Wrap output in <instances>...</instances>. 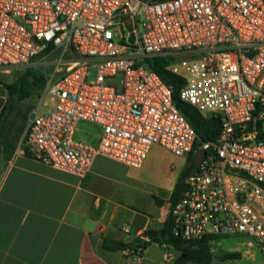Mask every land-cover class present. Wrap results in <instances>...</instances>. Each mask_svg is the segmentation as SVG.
Returning <instances> with one entry per match:
<instances>
[{"label": "built area", "instance_id": "built-area-1", "mask_svg": "<svg viewBox=\"0 0 264 264\" xmlns=\"http://www.w3.org/2000/svg\"><path fill=\"white\" fill-rule=\"evenodd\" d=\"M57 49L23 153L84 176L98 155L140 169L154 146L179 158L203 150L173 205L174 236H244L264 251V0H0V69ZM155 59L183 78L184 102L220 118L216 142L194 150L198 134ZM81 121L100 127L96 144L75 138ZM142 252L125 249L130 264Z\"/></svg>", "mask_w": 264, "mask_h": 264}, {"label": "crops", "instance_id": "crops-1", "mask_svg": "<svg viewBox=\"0 0 264 264\" xmlns=\"http://www.w3.org/2000/svg\"><path fill=\"white\" fill-rule=\"evenodd\" d=\"M28 69H0V264H130L125 249L106 246L111 243L142 246L133 264H174L179 254L166 251L163 239L177 201L172 202L174 193L184 185V173L190 175L195 154L179 158L154 146L140 169L98 155L90 172L80 176L23 153L26 127L22 123L20 136L9 139L8 121L22 101L30 115L47 84L23 100L12 95L9 86L20 79L16 74ZM159 232L163 236L157 244L151 234ZM244 238L242 257L221 264L243 258L264 264V251Z\"/></svg>", "mask_w": 264, "mask_h": 264}, {"label": "trees", "instance_id": "trees-1", "mask_svg": "<svg viewBox=\"0 0 264 264\" xmlns=\"http://www.w3.org/2000/svg\"><path fill=\"white\" fill-rule=\"evenodd\" d=\"M152 69L160 75L162 80L172 87L173 89V101L175 102L179 111L188 119L193 128L198 134V141L195 145L194 150H199L202 143L205 142H216L219 138L221 131V120L218 117L204 115L199 112L194 106L184 102L181 99V89L184 86L183 78L166 70L168 61L165 59H155L149 61ZM33 78V80L31 79ZM36 81V82H33ZM45 79L35 77L31 69H28L27 73L22 76L17 83L9 86L10 93L17 95L19 99L23 100L32 95L35 91L41 90L44 86ZM189 176V173H184L183 179ZM184 189V185L180 183L176 192L174 193L173 203L181 197V193ZM173 222L170 216V220L167 223L165 229V235L163 242L174 247L179 251V257L174 264H187L189 261H195L199 264H210L216 257L212 252L211 242L219 237L205 238L200 241L186 242L179 237L174 236ZM190 243L189 246H186ZM112 249H126L119 243H111L106 245ZM240 255L238 253H227L222 255L219 259L223 262L229 259H237Z\"/></svg>", "mask_w": 264, "mask_h": 264}, {"label": "rangeland", "instance_id": "rangeland-1", "mask_svg": "<svg viewBox=\"0 0 264 264\" xmlns=\"http://www.w3.org/2000/svg\"><path fill=\"white\" fill-rule=\"evenodd\" d=\"M61 56H62V50L57 49L51 54H49L46 58H41V59L38 58L40 60L37 62V64L34 67L31 68L32 74L37 78H44L45 80L50 79L55 73L56 61L60 60ZM26 73L27 72L17 73L16 77L21 78ZM96 76H97V71L92 70L89 79L95 80ZM31 79L33 80V78ZM35 98L36 97H32V99ZM20 104H21L20 109L15 111V113H13L11 119H9L7 124L9 131L8 134L6 133V136L9 137V139H12L16 135L17 137L20 136L18 134V130L21 128L22 123L26 127V130L29 125V113L26 112H29L30 107L28 108L24 106L23 101ZM100 134H101L100 127L86 121H81L77 126L75 138L77 140H85L88 143H91ZM21 144H22V140H19L18 145L21 146ZM247 242L248 241L246 238H244V236H228L224 238L219 237L216 242L211 243V246L215 256L218 258H220L222 255L227 253H238L240 257H242V253L239 250L246 249ZM166 251L174 254L175 257L178 256L179 254L178 250H176L174 247L168 244ZM229 264H254V262L252 259L243 258V260L230 261Z\"/></svg>", "mask_w": 264, "mask_h": 264}, {"label": "water", "instance_id": "water-1", "mask_svg": "<svg viewBox=\"0 0 264 264\" xmlns=\"http://www.w3.org/2000/svg\"><path fill=\"white\" fill-rule=\"evenodd\" d=\"M127 28L132 31V25L128 24ZM134 39V35L131 36V41ZM206 156V152L203 150H200L199 152H197L192 160V162L189 165V168L191 169L190 175H194L198 168L201 166L204 158ZM162 236H163V232H159L158 234H151V237L153 238V242L160 244L162 242ZM190 243H188L186 246H189ZM221 260L219 258H214L212 260V262L210 264H221ZM187 264H199L198 262L195 261H189Z\"/></svg>", "mask_w": 264, "mask_h": 264}]
</instances>
